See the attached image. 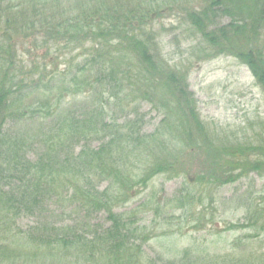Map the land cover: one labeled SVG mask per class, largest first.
I'll return each instance as SVG.
<instances>
[{
    "label": "trees",
    "instance_id": "16d2710c",
    "mask_svg": "<svg viewBox=\"0 0 264 264\" xmlns=\"http://www.w3.org/2000/svg\"><path fill=\"white\" fill-rule=\"evenodd\" d=\"M181 1L0 0V264H158L144 250L156 228L137 219L147 202L120 210L134 189L147 188L157 176L189 173L188 156L200 160L195 178L203 186L264 175V127L253 141L222 139L201 119L187 70L161 53L153 15ZM194 1L182 8L205 45L203 58H235L264 95V0ZM223 18L229 21L221 25ZM26 43L31 67L19 53ZM87 43L75 74L46 62ZM104 86L113 88L119 105L127 98L151 102L163 115L156 131L143 133L139 118L105 122L103 106L84 120L64 111L66 96ZM99 130L108 137L91 148L88 140ZM62 198L68 208L61 214H75V223L52 220L51 207ZM201 201L184 187L169 202L190 208ZM100 213L105 224L93 223ZM23 217L41 220L24 230L18 224ZM176 256L162 264H264L254 256L209 263L190 249Z\"/></svg>",
    "mask_w": 264,
    "mask_h": 264
},
{
    "label": "rangeland",
    "instance_id": "374dc122",
    "mask_svg": "<svg viewBox=\"0 0 264 264\" xmlns=\"http://www.w3.org/2000/svg\"><path fill=\"white\" fill-rule=\"evenodd\" d=\"M197 3L194 0H184L163 15L158 14L162 16L153 15L156 21L153 28L159 35L161 53L171 65L187 70L189 89L197 101L199 115L212 131L218 133L222 139L236 137L240 141H253L255 136L262 133L264 127L262 90L248 68L235 58L224 55L203 58L205 45L198 44L201 43L199 35L185 21L186 13L182 8L185 4L196 6ZM218 21L222 25L229 19ZM90 46L87 43L84 47L68 48L64 53H58L59 56H46V62L51 66L58 64L60 70L75 74L74 66L84 62V53ZM19 47L23 62L31 67L27 43ZM41 52L36 54L37 61L42 60L39 57L42 56ZM60 87L65 89L64 86ZM84 88L83 84L78 87L83 90ZM112 91V87L104 86L96 87L89 95L82 93L66 96L63 100L64 111L75 113L77 119L84 120L90 119L96 108L103 106L105 110L101 112V117L105 122L121 124L139 118L143 133L151 134L156 131L163 115L151 102L127 98L119 105L116 95H111ZM38 126L39 123L34 125L36 131ZM93 136L88 142L91 148L96 149L108 137L102 130ZM81 142L76 145V151H80ZM29 157L33 160L36 155L31 153ZM199 164L198 157H186L189 173L176 178L167 175L155 177L147 188L140 186L134 189L132 199L120 209L129 211L147 202L144 210L137 214V219L141 225L156 228L157 236L144 245L149 258L162 264L177 257V252L183 249H190L195 255H205L209 263L211 259L221 263L225 259L235 261L239 257L249 261L253 256L264 258V215H257L260 210H264V175L250 173L233 183L203 186L195 178ZM101 184L103 189L107 182ZM184 187L189 188L202 201L190 208H182L175 202H169ZM157 203L160 205L159 209ZM248 206H251L250 212ZM63 208H68L64 198L52 205V220L56 225L75 223L77 216L72 213L61 214ZM93 219V223L105 224L106 215L100 213L94 215ZM40 220L37 217H23L18 224L28 230ZM233 224L241 226L231 228Z\"/></svg>",
    "mask_w": 264,
    "mask_h": 264
}]
</instances>
